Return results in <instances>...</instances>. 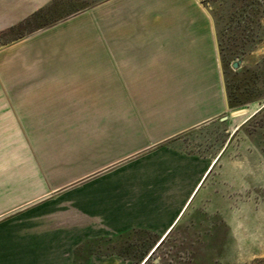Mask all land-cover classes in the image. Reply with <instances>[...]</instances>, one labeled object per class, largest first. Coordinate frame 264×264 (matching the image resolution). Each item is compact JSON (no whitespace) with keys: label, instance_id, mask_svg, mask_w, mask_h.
I'll use <instances>...</instances> for the list:
<instances>
[{"label":"crops","instance_id":"obj_1","mask_svg":"<svg viewBox=\"0 0 264 264\" xmlns=\"http://www.w3.org/2000/svg\"><path fill=\"white\" fill-rule=\"evenodd\" d=\"M216 43L196 0H90L0 48V264L148 262L208 192L176 141L226 108Z\"/></svg>","mask_w":264,"mask_h":264},{"label":"rangeland","instance_id":"obj_2","mask_svg":"<svg viewBox=\"0 0 264 264\" xmlns=\"http://www.w3.org/2000/svg\"><path fill=\"white\" fill-rule=\"evenodd\" d=\"M89 2L66 0L22 29H4L0 48ZM204 6L215 28L226 98L237 106L224 107L213 121L176 141L185 152L216 163L204 198L146 264H264V0H211ZM113 252L142 257L134 249Z\"/></svg>","mask_w":264,"mask_h":264},{"label":"trees","instance_id":"obj_3","mask_svg":"<svg viewBox=\"0 0 264 264\" xmlns=\"http://www.w3.org/2000/svg\"><path fill=\"white\" fill-rule=\"evenodd\" d=\"M204 5L207 3V2H209V1H211V0H200ZM48 8H45V9H42V10H40V11H38V12H36V13H34L32 16H30V17H28L27 19H25L24 21H22L20 24H18V25H16L15 27H12V28H10V31H15V30H19V29H22V28H24L25 26H28L29 25V23H31L32 22V20H35V18L37 17V15H39L40 13H41V11H45V10H47ZM57 21V20H56ZM55 22V21H54ZM53 23V22H52ZM51 24V23H50ZM19 38H21V37H19ZM227 100H228V106H229V109H231V108H235L237 105H235V104H233V103H231V101H230V97H229V95L227 94Z\"/></svg>","mask_w":264,"mask_h":264},{"label":"water","instance_id":"obj_4","mask_svg":"<svg viewBox=\"0 0 264 264\" xmlns=\"http://www.w3.org/2000/svg\"><path fill=\"white\" fill-rule=\"evenodd\" d=\"M200 6L206 10L208 12V9L205 8L204 4L200 1V0H196ZM217 44V43H216ZM217 55H218V67H219V74H220V80H221V84H222V90L224 93V98H225V106L226 109L228 110V104H227V98H226V92H225V85H224V77H223V72H222V68H221V64H220V60H219V54H218V49H217ZM235 67H237V64H235ZM226 117H223L221 120H225Z\"/></svg>","mask_w":264,"mask_h":264}]
</instances>
